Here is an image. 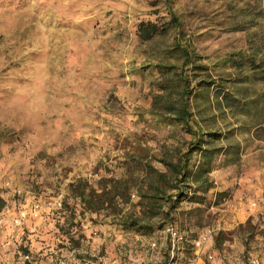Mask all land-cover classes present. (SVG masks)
I'll use <instances>...</instances> for the list:
<instances>
[{
    "label": "rangeland",
    "instance_id": "1",
    "mask_svg": "<svg viewBox=\"0 0 264 264\" xmlns=\"http://www.w3.org/2000/svg\"><path fill=\"white\" fill-rule=\"evenodd\" d=\"M172 18L179 24L172 32H180L211 66L245 50L249 33L264 35V0H0V198L7 200L0 210V241L21 240L20 254L8 259L9 250L0 252V264H28L22 262L25 254L33 264H91L108 257L90 239L47 254L25 253V222L57 220L63 202L71 203L65 194L69 181L79 176L96 184L101 177L120 176L137 145L158 156L189 139L176 128L156 125L148 114L157 74L136 36L139 23L161 27ZM58 198L61 209L54 205ZM33 204L40 207L37 216ZM186 207L176 225L186 239L179 260L264 264V215L255 225L228 231L225 205ZM21 212L26 217L17 225ZM116 236L124 240L123 256L108 264L170 260L163 259L164 231L146 241L123 233L108 238ZM203 238L196 250L191 242Z\"/></svg>",
    "mask_w": 264,
    "mask_h": 264
},
{
    "label": "trees",
    "instance_id": "2",
    "mask_svg": "<svg viewBox=\"0 0 264 264\" xmlns=\"http://www.w3.org/2000/svg\"><path fill=\"white\" fill-rule=\"evenodd\" d=\"M178 29L173 18L161 27L141 22L136 36L157 74L148 114L156 125L176 128L189 139L158 156L137 145L120 176H104L96 184L79 178L67 188L82 212H103L122 231L142 236L175 226L181 204L207 207L227 199L225 193L215 194L214 201L208 197L219 159H237L248 146L245 135L264 140V35L249 33L245 50L209 66L180 32H172ZM70 204L65 200L63 207ZM4 205L0 198V210Z\"/></svg>",
    "mask_w": 264,
    "mask_h": 264
},
{
    "label": "crops",
    "instance_id": "3",
    "mask_svg": "<svg viewBox=\"0 0 264 264\" xmlns=\"http://www.w3.org/2000/svg\"><path fill=\"white\" fill-rule=\"evenodd\" d=\"M244 138L248 139V146L244 152L237 159L227 162L224 158H220L217 167L210 174L214 189L209 192V199L214 201V195L218 193L227 195L224 203L221 202L211 207L226 206L223 218L227 222H224L223 229L228 231L237 229L239 226L243 228L247 222L255 225L254 221L264 215V140L254 139L250 135H245ZM241 139L242 137H240ZM158 169H162L161 165ZM78 177L69 182L75 181ZM65 194L68 195V192ZM1 199L7 204L4 197ZM195 207L202 206L196 205ZM187 209L190 208L186 207V204L180 205L175 213V226L180 221L181 214ZM58 215L57 220L44 217L43 220L40 218L32 222H25L29 229L27 241L25 240V244H23L26 251L34 253L45 250L44 252L47 254L46 251L48 250L52 252L53 249L71 244V247L79 246L85 239H90V246L95 250L97 248H101V251L105 250L110 262L116 259V263H120V258L123 256L121 249L124 250L121 243L124 240H119L121 238L116 236L117 240L112 241V237L110 239L108 237L113 235L115 238L117 233H123L125 236L132 235L131 241H146L152 240L154 236L160 233L156 231L149 236H142L132 232H124L113 225L111 219L105 217L103 212L100 214L82 212L78 202L73 200L69 206H64ZM95 233H98V236L94 235ZM16 237L15 240L0 241V246L4 249L0 252L5 255L6 250H9L8 259H13L14 254H20L17 251V246L21 244V240L16 239ZM238 238L241 242L243 236L240 235ZM160 244L162 248L164 243L160 242ZM162 252L163 259L167 260L170 257L168 244L164 245ZM0 258L2 257L0 256ZM73 263L78 264L75 261Z\"/></svg>",
    "mask_w": 264,
    "mask_h": 264
},
{
    "label": "built area",
    "instance_id": "4",
    "mask_svg": "<svg viewBox=\"0 0 264 264\" xmlns=\"http://www.w3.org/2000/svg\"><path fill=\"white\" fill-rule=\"evenodd\" d=\"M132 200H136L137 197L135 195L131 196ZM54 205L58 208L61 209L62 208V202L60 200V198H58V200L56 202H54ZM32 216H37V214L40 211V207L38 204H33L32 205ZM26 217V214L24 212L20 213V218H18V222L17 225H21L23 219ZM4 223V219L2 218V215L0 214V228L2 227ZM165 234L169 237V249L171 252V256H170V260L168 262V264H201L200 260L198 259V257H193V258H187V259H178V255L177 251H179V246L180 244H183L184 242H186L185 237L177 230V228L175 226H169L164 230ZM205 238H203L202 240H195L193 242H191L192 246H195L197 249L199 250L200 245L202 243V241H204ZM152 248H156V244H152L151 245ZM176 253V254H175ZM22 262L23 263H28V264H33L32 262V258L30 257L29 254H25L22 258ZM108 258L106 257H96L95 260L91 263V264H108ZM255 262H253L252 264H255Z\"/></svg>",
    "mask_w": 264,
    "mask_h": 264
}]
</instances>
